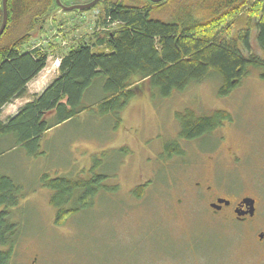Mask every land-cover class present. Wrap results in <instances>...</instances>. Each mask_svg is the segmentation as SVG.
<instances>
[{
    "label": "rangeland",
    "instance_id": "obj_1",
    "mask_svg": "<svg viewBox=\"0 0 264 264\" xmlns=\"http://www.w3.org/2000/svg\"><path fill=\"white\" fill-rule=\"evenodd\" d=\"M155 16L169 18L168 11ZM98 18V9L50 16L27 48L48 49L39 78L48 80L36 91L39 81L30 84V92L46 88L71 47L93 41L102 29ZM252 50L262 55L255 35ZM259 74L250 69L227 98L218 97L216 77L169 99L143 87L117 116L84 113L48 133L37 155L25 148L7 154L1 171L23 190L12 211L22 237L11 264H264V82ZM34 96L28 93L5 107L1 119L14 116ZM185 108L199 115L225 110L233 119L200 139L179 141L184 154L166 158L164 147L178 140L175 113ZM92 173L107 176L108 191L57 226L52 191L41 185V176L91 178ZM140 185L147 194L134 200ZM247 197L256 200L255 212L243 220L229 210L211 209L216 198L237 204Z\"/></svg>",
    "mask_w": 264,
    "mask_h": 264
},
{
    "label": "trees",
    "instance_id": "obj_2",
    "mask_svg": "<svg viewBox=\"0 0 264 264\" xmlns=\"http://www.w3.org/2000/svg\"><path fill=\"white\" fill-rule=\"evenodd\" d=\"M61 2L69 6L66 0ZM95 9L99 10L97 29H102L94 32L93 41H80L65 52L58 77L3 121L4 108L24 98L28 85L47 68L48 49L27 48L50 16L61 11L56 0L8 1L7 26L0 37V162L17 149L37 155L48 133L84 113L117 116L143 87L169 99L216 77L218 97L227 98L250 69L259 70L264 82V0H164L156 4L103 0L84 12ZM165 11L167 20L155 16ZM2 23L0 0V28ZM254 35L262 55L253 53ZM175 119L180 128L178 140L164 147L166 158L184 154L179 141L211 134L233 116L225 110L199 115L185 108L175 113ZM41 178V185L52 191L50 203L56 209L57 226L108 191L105 174L92 173L91 178L43 174ZM145 191L146 186L140 185L133 193L141 199ZM22 197V187L0 167V264H11L22 237L12 212Z\"/></svg>",
    "mask_w": 264,
    "mask_h": 264
},
{
    "label": "water",
    "instance_id": "obj_3",
    "mask_svg": "<svg viewBox=\"0 0 264 264\" xmlns=\"http://www.w3.org/2000/svg\"><path fill=\"white\" fill-rule=\"evenodd\" d=\"M8 1L9 0H2L3 4V23L0 28V37L4 34L6 26H7V19H8ZM103 0H93L92 2L84 5H72V6H66L64 5L61 0H56L57 5L63 12H74V11H79V12H84L87 10H91L94 7H96L99 3H101ZM152 3H161L164 0H150ZM230 205V201L225 200V199H219L216 204H213L212 207L215 209H220L221 205ZM240 205H246L248 207V212H240L238 209L235 210V213L237 214L238 217H242L246 214H249L250 216L254 215L255 212V200L252 198H244ZM260 238H264V233L260 234Z\"/></svg>",
    "mask_w": 264,
    "mask_h": 264
},
{
    "label": "flooded vegetation",
    "instance_id": "obj_4",
    "mask_svg": "<svg viewBox=\"0 0 264 264\" xmlns=\"http://www.w3.org/2000/svg\"><path fill=\"white\" fill-rule=\"evenodd\" d=\"M144 186V185H143ZM207 189H209V188H207ZM208 193H211V192H209L208 191ZM147 194V191H145V195ZM145 195L141 198V199H143L144 197H145ZM216 197V196H215ZM131 198V197H130ZM134 200H141V199H138L135 195H133V197H132ZM219 199H224V198H216L215 199V202H213L212 204H211V209L212 210H214L215 212H222V211H224V210H229V212L231 213V212H234V214H236L235 213V210L236 209H238L240 212H248V207L246 206V205H240V203H241V201L244 199H242V200H240L237 204H234L232 201H230V200H228V201H230V205L229 206H226V205H221L220 206V209H215V208H213L212 207V205L213 204H216L217 203V201L219 200ZM225 200H227V199H225ZM255 200V199H254ZM255 204H256V200H255ZM236 216H237V214H236ZM247 217H249V214H246V215H244V216H242V217H238L237 216V218H238V220H243V219H245V218H247Z\"/></svg>",
    "mask_w": 264,
    "mask_h": 264
},
{
    "label": "crops",
    "instance_id": "obj_5",
    "mask_svg": "<svg viewBox=\"0 0 264 264\" xmlns=\"http://www.w3.org/2000/svg\"><path fill=\"white\" fill-rule=\"evenodd\" d=\"M58 66H59V64H58ZM58 66H57V69H58ZM45 70H46V69H45ZM45 70H44V71H45ZM44 71H43V72H44ZM43 72H42V73H43ZM42 73H41V74H40L35 80H33V81L30 83V84H32V83L34 84V82L36 83L37 80L39 81V82L35 85V88H36V89L33 88L34 91H36V90L39 88V85H40L41 87H44V86L46 85V84H45V83H46V80H48V77H47L46 75L43 76V79H42V80H39V78H40V76L42 75ZM56 74H57L56 76L58 77V75H59V70H58V73H56ZM56 76L52 79V81L55 80V79L57 78ZM41 78H42V77H41ZM52 81H51L50 83H52ZM50 83H49V84H50ZM30 84L28 85V92H27L26 96L28 95V93H29V94L31 93L32 95H38V94H40V93L43 92V91H39V90H38L37 92H30V90H31V88H30ZM49 84H48V85H49ZM48 85H47V86H48ZM47 86H46V87H47ZM31 91H32V90H31ZM26 96H25V97H26ZM25 97H24V98H25ZM24 98L18 99V100H16V101H20V100H22V99H24ZM16 101H14V102H16ZM14 102H13V103H14ZM25 104H26V103H25ZM25 104L21 105V107L24 106ZM11 105H12V104H11ZM18 110H19V109H18ZM18 110L16 111V113L18 112ZM9 113H13V111L10 110ZM16 113H14V115H15Z\"/></svg>",
    "mask_w": 264,
    "mask_h": 264
},
{
    "label": "bare ground",
    "instance_id": "obj_6",
    "mask_svg": "<svg viewBox=\"0 0 264 264\" xmlns=\"http://www.w3.org/2000/svg\"><path fill=\"white\" fill-rule=\"evenodd\" d=\"M78 13V12H77Z\"/></svg>",
    "mask_w": 264,
    "mask_h": 264
}]
</instances>
